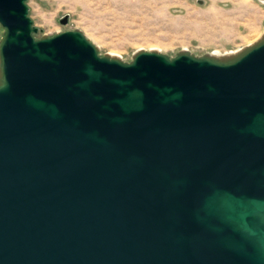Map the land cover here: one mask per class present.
<instances>
[{"label":"water","instance_id":"water-1","mask_svg":"<svg viewBox=\"0 0 264 264\" xmlns=\"http://www.w3.org/2000/svg\"><path fill=\"white\" fill-rule=\"evenodd\" d=\"M0 26V264H264V34L124 61L27 0Z\"/></svg>","mask_w":264,"mask_h":264},{"label":"rangeland","instance_id":"rangeland-1","mask_svg":"<svg viewBox=\"0 0 264 264\" xmlns=\"http://www.w3.org/2000/svg\"><path fill=\"white\" fill-rule=\"evenodd\" d=\"M27 5L37 37L79 29L100 54L124 61L140 50L171 57L182 50L198 56L236 52L264 34V0H27Z\"/></svg>","mask_w":264,"mask_h":264},{"label":"bare ground","instance_id":"bare-ground-1","mask_svg":"<svg viewBox=\"0 0 264 264\" xmlns=\"http://www.w3.org/2000/svg\"><path fill=\"white\" fill-rule=\"evenodd\" d=\"M257 41V40H256ZM255 42V41H254ZM254 42H252V43H254ZM252 43H250V44H252ZM249 45V44H248ZM237 52V51H236ZM231 53H235V52H226V53H220V52H216L215 54L216 55H220V56H227V55H229V54H231Z\"/></svg>","mask_w":264,"mask_h":264}]
</instances>
